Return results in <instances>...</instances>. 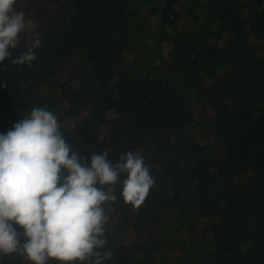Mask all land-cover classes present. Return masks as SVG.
<instances>
[{
	"label": "trees",
	"instance_id": "1",
	"mask_svg": "<svg viewBox=\"0 0 264 264\" xmlns=\"http://www.w3.org/2000/svg\"><path fill=\"white\" fill-rule=\"evenodd\" d=\"M15 8L31 25L0 62V134L44 108L82 165L131 151L154 180L138 208L123 201L126 173L110 186L102 264H264V0ZM37 38L31 66L13 64Z\"/></svg>",
	"mask_w": 264,
	"mask_h": 264
},
{
	"label": "clouds",
	"instance_id": "2",
	"mask_svg": "<svg viewBox=\"0 0 264 264\" xmlns=\"http://www.w3.org/2000/svg\"><path fill=\"white\" fill-rule=\"evenodd\" d=\"M15 4L16 0H0V62L11 56L9 49L20 43V34L30 31L25 13ZM39 46L37 38L12 63L30 67L36 59L32 49ZM60 128L51 111L34 108L12 130L0 134V256L16 254L31 264H48L50 259L102 264L113 255L98 251L107 243L108 217L102 205L116 201L110 186L126 173L123 201L138 208L154 180L141 155L131 151L116 164L107 159L106 151L92 155L90 166L82 165Z\"/></svg>",
	"mask_w": 264,
	"mask_h": 264
},
{
	"label": "rangeland",
	"instance_id": "3",
	"mask_svg": "<svg viewBox=\"0 0 264 264\" xmlns=\"http://www.w3.org/2000/svg\"><path fill=\"white\" fill-rule=\"evenodd\" d=\"M29 22H30V23H29ZM25 23H26V25H28V27H29V26L31 25V20H29V19H25ZM99 133H100V134H99L100 136H104L102 131H100Z\"/></svg>",
	"mask_w": 264,
	"mask_h": 264
}]
</instances>
